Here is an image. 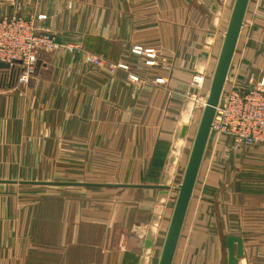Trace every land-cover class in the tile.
<instances>
[{"label":"crops","instance_id":"crops-1","mask_svg":"<svg viewBox=\"0 0 264 264\" xmlns=\"http://www.w3.org/2000/svg\"><path fill=\"white\" fill-rule=\"evenodd\" d=\"M207 1L0 0V17L34 18L39 30L59 42L81 44L73 55L41 53L27 85L15 92L0 88V165L19 168L26 163V152L27 162L41 164L39 151L33 150L56 148L58 132H64L70 148L78 133L82 145L104 144L113 156L123 150L127 158L105 162L114 174L106 179L114 182H90L108 186L77 185L112 189L111 211L97 204L90 219L85 199L50 198L47 206H33V212L48 217L34 216L32 234L26 231L23 212L9 201L23 193L15 187L76 185L0 183V264H158L175 202L170 197L181 183L190 152L183 103L193 90L195 73L209 81L222 43L223 16L229 5L227 23L234 2ZM251 9L249 0L230 66H237L238 74L243 61H234L239 51L252 60L247 57L254 47L249 33L256 22L264 31V12ZM249 20L254 26L245 29ZM136 46L143 53L133 54ZM147 52L155 58L149 59ZM93 57L102 59L100 67L92 66ZM225 87L226 82L223 92ZM46 96L48 101L41 104ZM58 107L79 108L76 115L65 113L63 130L57 119H49ZM231 144L228 155L215 156L219 147L210 132L171 264H228L226 240L231 236L242 242L236 264H264V145ZM0 181L59 182L3 171Z\"/></svg>","mask_w":264,"mask_h":264},{"label":"rangeland","instance_id":"rangeland-1","mask_svg":"<svg viewBox=\"0 0 264 264\" xmlns=\"http://www.w3.org/2000/svg\"><path fill=\"white\" fill-rule=\"evenodd\" d=\"M203 2H208L207 0H203ZM216 4V3H215ZM215 6V5H214ZM217 6V5H216ZM218 7V6H217ZM252 9L254 10V13H263L264 12V1L263 0H252ZM251 9V11H253ZM250 11V12H251ZM229 12V5L227 6V9L225 10V14L223 16V21L221 24V34L224 33L227 26V17ZM5 16V15H4ZM38 17V16H37ZM36 17V18H37ZM34 21V18H29ZM42 20V19H41ZM256 27L254 30H252L251 33H249V36L252 38L254 47L252 46L250 52H248L249 59L252 60H246L244 52L239 51V53L236 55L234 63H239V60L242 59L243 63L241 64V68L239 70L240 74L237 73V66L234 68H231L230 74L228 75V79L226 80V87L225 91L222 93L221 97L225 95V93L229 90V87H231V83L237 81L241 86L247 87H255L258 82L260 81L261 77L264 76V31L259 30V25L256 22ZM252 26H254V22L252 20H249L247 23V26L245 29H249ZM42 31V30H40ZM46 32V31H44ZM49 33V32H47ZM52 35L55 40L62 44V45H73L76 49L73 51H67L64 49V47L59 46L58 49L53 50L51 52H63L68 55H73L75 52L79 51V48L81 46L80 43L77 42H66L62 43L59 42L56 38V36L52 33H49ZM248 36V35H245ZM223 37V35H222ZM134 48H140L138 46ZM132 49V53L136 55H140L143 53V50L141 49L140 53H134ZM243 54V57H242ZM147 55V53H146ZM145 55V56H146ZM148 57L149 59H154L155 56L151 52V54ZM97 57L91 58L89 61L94 67H100V65L103 63L102 59L98 62V64L93 63V59ZM257 58V59H256ZM252 61H254V66H251ZM145 63L152 64L153 61H147ZM121 65V64H119ZM119 65H117L118 68ZM214 65V64H213ZM239 66V65H238ZM250 66V67H249ZM213 67V66H212ZM211 67V68H212ZM113 68V67H112ZM127 68V66H126ZM121 68V69H126ZM210 68V69H211ZM213 69V68H212ZM246 72H248V76H246ZM212 75V73H211ZM211 75H208L209 78L207 80H210ZM194 76H202L203 81L200 85H196L192 83V78ZM30 79V78H29ZM29 79L26 81L19 80V77L14 80L6 83V79L3 77L0 78V88L5 89H11L15 92L17 91L16 88L23 87L22 85H27L29 82ZM132 80H136V77H131ZM206 76L200 73H195L191 77L190 85L192 87V91L190 90V93L187 95L186 101L183 103L182 111L184 112L182 121H186V123L189 126V133L187 137L186 142V148L189 149L191 147V143L193 141V136L195 134L198 121L201 115V111L204 107V102L207 96L209 81H205ZM207 82V83H205ZM235 82V83H237ZM206 85V86H205ZM17 97H22V95H18ZM186 97V96H185ZM39 97L35 98V103L37 106L39 103ZM46 100H43L41 104H46L48 101L47 96L44 98ZM221 99V98H220ZM49 104H52L49 103ZM71 105L72 102H69ZM74 104V103H73ZM43 109V108H42ZM54 110V109H53ZM68 110H71V112L76 115V112L79 111V108L77 107H69L66 109L63 108H56L50 115V120L57 119V125L58 128L64 129L65 125L63 124V118L65 113L68 112ZM45 119V118H43ZM42 119V120H43ZM60 137V138H59ZM77 143L74 144V147L70 148L66 146L64 143V132L57 133V139L58 144H56V148H47L42 150H33L34 152L39 151L41 155V164H33L31 162H27L30 160L29 155L30 153H23L24 159L26 160L25 165L18 166L19 168H15L12 166H6V165H0V171L5 172L6 174H13L17 177H25V178H31V177H40L43 181H59V182H68V183H90V182H98V183H106V182H114V180H107V176H113V171L111 170L108 165L105 164V162H112L114 160H117L119 157V162H125L127 160L126 155L124 154L123 150H120L119 156H113L112 150H107V148L104 147V144L100 143H93L91 142L90 145H94L92 148L86 147L87 145H82L80 142V134L77 133ZM213 141L215 142V136H213ZM228 142V143H227ZM231 142L229 139L224 138L221 140V143H219L218 146L219 149L217 150V153L215 156L224 157L228 155V147L230 146ZM232 145V144H231ZM233 146V145H232ZM215 147V148H216ZM18 151V150H17ZM24 151V150H23ZM126 151V150H125ZM222 152V153H221ZM7 155H9V151L7 152ZM98 165V166H97ZM97 178H104L106 180L97 179ZM117 182V180H115ZM2 188V187H0ZM14 188V187H10ZM20 190H23V193L19 195L18 200L17 198L12 195L9 197V201H12L16 206H18L19 211L23 212V215H25V221L26 225H28V229L26 231L28 233H33L32 224H33V218L34 216L40 215L41 217L47 218L48 214H38L40 211L33 212V206L39 205L41 202H45L44 205L47 206L48 200L50 198H57L60 200L68 199L65 197V195L72 196L76 198L78 196L79 200H86V202L89 204V218L92 219L94 217V214L92 212H95L96 205L102 203L105 207L108 208L109 211L112 209V203H113V191L112 189H87L85 187H79V186H18L15 187ZM123 193L120 194L121 199L123 200L124 195ZM177 191L172 193L171 199L173 202L176 199ZM1 198V197H0ZM47 209V208H46ZM26 232V235H27Z\"/></svg>","mask_w":264,"mask_h":264},{"label":"built area","instance_id":"built-area-1","mask_svg":"<svg viewBox=\"0 0 264 264\" xmlns=\"http://www.w3.org/2000/svg\"><path fill=\"white\" fill-rule=\"evenodd\" d=\"M44 19L38 16L37 20ZM64 47L67 51L76 49L73 45H62L47 32L40 31L32 19L13 14L0 17V63L8 64L0 68V78L6 83L19 80L26 81L34 72L35 64L41 53L51 52ZM140 48L133 52L139 54ZM151 52H147L148 57ZM99 58L93 63L98 64ZM126 68L124 65H119ZM202 76H194L192 83L200 85ZM237 82V81H235ZM231 83L216 107L211 132L215 144L224 138L235 142L237 146L251 147L264 145V76L255 87H243L238 82Z\"/></svg>","mask_w":264,"mask_h":264},{"label":"water","instance_id":"water-1","mask_svg":"<svg viewBox=\"0 0 264 264\" xmlns=\"http://www.w3.org/2000/svg\"><path fill=\"white\" fill-rule=\"evenodd\" d=\"M249 4V0H234L230 15L228 18L226 30L223 33L222 43L219 54L209 80L207 96L204 107L198 121V125L191 144L189 156L182 176L181 183L177 188V195L174 202L169 225L166 231L164 243L159 256L158 264H171L174 251L177 245L178 237L185 217L187 205L192 194L196 176L204 155V151L211 132L213 119L216 113V107L220 101L225 82L228 77L232 58L236 49V44L243 27L244 16ZM8 64L0 63V68H7ZM186 126L183 125L180 131V137L185 134ZM0 183H19V184H37V185H80V186H108L107 184L90 183H63V182H14L0 181ZM119 187H137V188H157L165 190L167 187L143 186V185H117ZM228 264H236L237 260L243 254L242 242L238 237L227 238ZM234 243H236L234 250ZM149 245V242H146Z\"/></svg>","mask_w":264,"mask_h":264}]
</instances>
